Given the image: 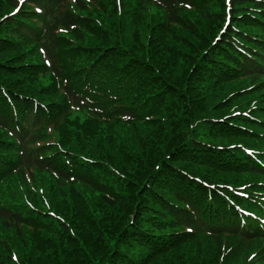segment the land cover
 Instances as JSON below:
<instances>
[{
	"label": "trees",
	"instance_id": "1",
	"mask_svg": "<svg viewBox=\"0 0 264 264\" xmlns=\"http://www.w3.org/2000/svg\"><path fill=\"white\" fill-rule=\"evenodd\" d=\"M66 1L0 0V264H264V0Z\"/></svg>",
	"mask_w": 264,
	"mask_h": 264
},
{
	"label": "snow or ice",
	"instance_id": "2",
	"mask_svg": "<svg viewBox=\"0 0 264 264\" xmlns=\"http://www.w3.org/2000/svg\"><path fill=\"white\" fill-rule=\"evenodd\" d=\"M73 2H75V0H73ZM20 3H23V0H20ZM37 12L40 11V9H36ZM61 31H64V29H61ZM45 63H47V61H45Z\"/></svg>",
	"mask_w": 264,
	"mask_h": 264
}]
</instances>
